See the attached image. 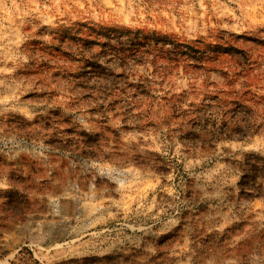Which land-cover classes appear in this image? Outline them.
I'll return each instance as SVG.
<instances>
[{
    "label": "rangeland",
    "instance_id": "rangeland-1",
    "mask_svg": "<svg viewBox=\"0 0 264 264\" xmlns=\"http://www.w3.org/2000/svg\"><path fill=\"white\" fill-rule=\"evenodd\" d=\"M0 264H264V0H0Z\"/></svg>",
    "mask_w": 264,
    "mask_h": 264
}]
</instances>
